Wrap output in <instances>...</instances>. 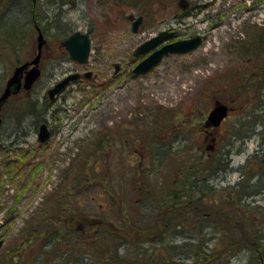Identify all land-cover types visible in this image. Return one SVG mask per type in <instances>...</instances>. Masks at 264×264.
<instances>
[{
	"label": "rangeland",
	"instance_id": "obj_1",
	"mask_svg": "<svg viewBox=\"0 0 264 264\" xmlns=\"http://www.w3.org/2000/svg\"><path fill=\"white\" fill-rule=\"evenodd\" d=\"M7 1L0 6V93L16 65V58L10 51L23 61L30 59L35 52V47H32L35 38L24 24L21 29L24 42L18 38L12 41L13 44L4 40L7 35L11 38L19 35L20 20L25 18V14H17V0ZM176 2L70 0L47 9V16H57L73 31L89 33L91 53L84 65L71 61L58 45L63 33L49 28L45 35L47 44L41 59L40 78L31 91L14 96L6 104L4 112L1 111L6 121L1 129L5 131L0 133V264H42V260H33L36 251L33 245L20 246L24 239L20 234L32 232L37 226H49L51 229L57 220L56 208H59L57 216L61 213L63 219L71 214L93 216L96 212L101 215L107 208L112 215V209L116 207L110 208L109 204L114 202V196L121 198L129 218L135 216L133 221H148L151 212L144 214L143 211L148 204L143 202L137 207L139 195H135L136 187L133 190L131 181L135 170L141 175L151 176L148 180L155 183L151 188L166 189L168 177L179 167L185 171L201 153V147L211 151L222 145L224 133L228 132L226 123L214 129L209 127L206 117L218 103L233 108L228 114L227 124L243 113L241 102L244 97L238 96L237 92L230 93V81L241 75L257 78L262 74L258 60L254 59L259 52L256 41L262 42L264 49V0H191L192 7L206 8H200L201 11L194 8L183 22L176 20L180 16ZM38 11V22L46 27L47 21L41 17L42 8ZM129 16L147 18L143 19L137 33L131 31ZM163 30L174 31L172 40L201 35L202 44L187 54L167 55L147 75L131 78L129 71L141 59L134 58L133 51ZM261 62L264 63V53ZM114 64L120 66L117 76ZM87 71L92 73L89 80L82 78L71 82L54 103L50 102L44 113L43 101L48 89L70 73L82 75ZM23 94H26V99L21 97ZM27 104L34 105L35 112H25ZM51 110H54L53 115ZM245 111L248 108L245 107ZM43 118L53 131L50 139L41 145L36 133ZM117 124L121 125V130L115 140L113 134L104 129ZM132 125L136 126V131L130 136ZM188 128L193 131L190 133ZM21 129L26 133L21 135ZM12 130L18 131L19 138L13 135ZM236 142L232 156L228 155V165L223 164L217 178L212 180L211 184H215L219 192L217 197H225L226 193L221 189L249 178V175H241L232 167L248 161L247 157L253 155L256 148L258 151L264 149V143L258 137L245 142L243 148H238L242 145ZM150 149L152 155L149 158ZM250 168L255 174L259 167L252 161ZM257 179H253L255 183L248 188L249 191L254 184H260V179ZM70 182L77 189L69 185L72 196L67 198L60 188ZM258 193L260 195L250 201L264 207V189ZM52 194L55 201L51 206L46 198ZM44 208L51 209L45 214L41 211ZM238 213L246 223L254 219L256 224L253 226L259 229L257 236L264 235L263 213L256 210ZM188 216L190 214L186 218ZM190 223L191 218L185 225ZM212 230L217 235L220 232L219 227ZM209 242L215 245L217 241ZM239 246L241 252L235 253L233 263L245 262L251 254V245ZM262 261L260 264H264Z\"/></svg>",
	"mask_w": 264,
	"mask_h": 264
},
{
	"label": "trees",
	"instance_id": "obj_2",
	"mask_svg": "<svg viewBox=\"0 0 264 264\" xmlns=\"http://www.w3.org/2000/svg\"><path fill=\"white\" fill-rule=\"evenodd\" d=\"M6 1L0 0V6H4ZM21 1L19 0L16 4L17 6L20 5V9L22 5L24 6ZM55 1L47 0L46 3L41 4V17L47 21V25L42 27V31L46 35L49 28L55 31L61 30L63 36H66L70 33V26L65 22L62 24L61 19H57V16L46 15L47 5L53 4ZM65 1L59 0L60 3ZM26 7L25 24L29 29L28 24L37 19L33 10L36 13L39 6L26 4ZM256 43L259 46V52L255 55L254 61L257 62L258 60V68L262 69V74L257 78H250L246 74L237 79L228 80L231 83L230 93L235 94L237 92L238 96L244 97L241 102L243 113L235 120L229 121L228 124L227 119L225 120V128L228 132L224 133L222 145L211 149L212 152L201 147L202 155H200L201 153L196 155L195 163L188 165L184 169L185 171L179 167L178 171H174L168 177L166 189L151 188L155 184L148 180L151 176L148 174L141 175L139 171L135 170V176L131 178V181H133V190L136 187L135 195H139L137 207L143 202L150 206L147 205L146 208L142 206L144 214L148 211L151 212L148 221L143 223L133 221L135 216L133 219L128 217L121 198L112 196L114 202H110L109 207H116V209H112V215L107 208L103 213L101 212V215L96 212L93 216L71 214L68 218L63 219L61 213L60 216H57L59 208H56L54 212L57 220L53 227L50 229L49 226H37L32 232L21 233L20 236H24L22 237L24 239L20 246L33 245L36 250L33 260H42V264L262 263L264 260V235L262 237L257 236L259 229L253 226L256 224L254 219H250V223H246L241 219L238 212L245 210L252 213L256 210V212H261L264 215V207L256 206L250 201V199L260 195L259 190L264 189V154L259 158L252 159L259 168L255 174H252L251 168L246 172L249 178L242 181L245 183L240 182L235 186L220 190L226 193L224 198L216 196V193L219 192L215 189V184H211L212 180L217 178V174L221 172L222 165H228V155H231L235 150L236 141L242 145L238 148H243L250 135H258L259 133L264 143V63L261 62L264 49L262 42L256 41ZM10 44L13 42L11 41ZM251 46L253 47V45ZM251 46L247 48V51ZM250 52L252 51L250 50ZM11 54L13 55L14 52L11 51ZM43 104L48 106L46 100ZM245 107L248 108V111H245ZM25 112H35L34 105L27 104ZM195 124L198 125L199 123ZM188 131L191 133L193 129L188 128ZM225 141L230 143L223 144ZM209 146L208 148H210ZM227 146L228 150H225ZM151 155L152 149L149 151V158ZM141 156L145 157V155ZM254 178L261 182L259 185L254 184V188L249 191L248 188L252 187V183H255ZM72 180L75 182L74 178ZM69 185H73L77 189L76 185L71 182L66 186H61L60 191L62 194H66L67 198L72 192L68 188ZM172 187L174 188L172 189ZM53 194L47 198L50 205L51 202L55 201ZM49 209L51 208L40 210L46 214V210L49 211ZM229 210H233V212H229ZM188 214L190 217L186 218ZM190 218L191 223L188 226L185 225ZM5 220L6 218H4ZM65 220H69L70 223L65 222ZM218 227L220 232L217 235L212 228L215 230ZM211 240L217 241L216 244H211L209 242ZM38 242H40L39 246H37ZM239 244L251 245L249 246L251 254H249L247 261L233 263L235 262V253L241 252ZM217 245L220 246L216 249ZM39 247L41 249L37 250ZM18 248L20 247L18 246Z\"/></svg>",
	"mask_w": 264,
	"mask_h": 264
},
{
	"label": "water",
	"instance_id": "obj_3",
	"mask_svg": "<svg viewBox=\"0 0 264 264\" xmlns=\"http://www.w3.org/2000/svg\"><path fill=\"white\" fill-rule=\"evenodd\" d=\"M188 5L187 0H179L178 6L180 8H186ZM141 23V18L139 17L137 20H135L132 24V30L134 32L137 31L138 26ZM173 36V33L169 32H162L156 37L151 38L150 40L143 43L141 46H139L136 51L134 52V56H139L140 54H143L150 49L154 48L156 45H158L160 42H162L165 39H168ZM38 53L34 57V59L31 61L30 64L35 65L31 70L26 72L24 76V83L23 87L24 89H29L33 81L38 77L39 71L36 68L39 58H40V50L41 45L43 43L41 33L38 32ZM201 42V39L199 36H195L190 39L186 40H180L171 42L169 44H166L162 46L161 48L155 50L153 53H151L149 56H147L145 59H143L141 62H139L135 68L133 69V73L136 75L145 74L148 71H150L153 67H155L162 57L164 55H167L169 53H176V54H182V53H188L195 49ZM62 46L67 50L70 59L77 61L79 63H84L88 59V54L90 50V41L88 39V36L86 34H82L80 32H75L72 35H70L65 41L62 42ZM28 64H24L22 66L17 67L12 77L8 80L6 84V88L3 92V94L0 96V107L3 104V102L8 98L10 93H17L20 89L21 83L20 80L22 78L23 70L27 67ZM118 65H115V71H118ZM90 73H86L85 76L88 77ZM77 75H71L68 76L66 79H64L62 82L58 83L54 86L53 89H51L48 92L49 97L52 99L53 96L58 93L64 85L72 79H76ZM14 87L13 90L11 88ZM228 108L224 104H216L211 111L208 113L207 116V124L218 127L221 123V121L227 116ZM48 133L46 131V127L43 125L40 128L39 133V140L43 141L47 137ZM2 242L0 241V245Z\"/></svg>",
	"mask_w": 264,
	"mask_h": 264
},
{
	"label": "flooded vegetation",
	"instance_id": "obj_4",
	"mask_svg": "<svg viewBox=\"0 0 264 264\" xmlns=\"http://www.w3.org/2000/svg\"><path fill=\"white\" fill-rule=\"evenodd\" d=\"M27 1H29L32 5H35V4H37V2H39V1H41V0H27ZM41 4V3H40ZM184 12V11H183ZM182 12V13H183ZM36 14H38V13H36ZM142 17V21H143V16H141ZM129 20L132 22V18H130V16H129ZM34 28L36 29V27H37V24H36V22H34ZM20 31H21V29H20ZM87 35L89 36V38H90V42H91V37H90V34L89 33H87ZM8 37H10L9 35H7ZM16 38H18V40H20V42H24V40H23V37H22V35H21V33L16 37ZM139 59V58H138ZM140 60V59H139ZM138 60V61H139ZM138 61L135 63V65L138 63ZM134 65V66H135ZM133 66V67H134ZM132 67V68H133ZM131 71V74L129 73V75H132L133 77H134V75L132 74V69L130 70ZM116 76H117V74H115ZM91 77V76H90ZM136 77V76H135ZM0 117H1V119H2V122H4V118H3V115L2 114H0ZM40 124H41V121H40ZM46 124H47V122H46ZM133 124V123H132ZM48 125V124H47ZM110 129H108L107 127L104 129V131L105 132H109L110 134H113V136L115 137V140L117 139V137H118V135L120 134V130H121V125L120 124H117L116 126H111V127H109ZM49 130H50V132L52 133V129L51 128H49ZM1 131V130H0ZM3 131H5V130H2L1 131V133L3 132ZM136 131V126H134V125H132V127H131V129H130V136H133V133ZM9 132V131H8ZM12 132H13V135H20V134H23L24 132L26 133V130L25 129H21V132H20V134L18 133V131H16V130H12Z\"/></svg>",
	"mask_w": 264,
	"mask_h": 264
}]
</instances>
